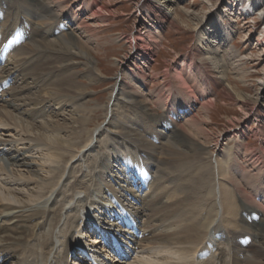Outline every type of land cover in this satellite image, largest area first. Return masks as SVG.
<instances>
[{
    "label": "bare ground",
    "instance_id": "obj_1",
    "mask_svg": "<svg viewBox=\"0 0 264 264\" xmlns=\"http://www.w3.org/2000/svg\"><path fill=\"white\" fill-rule=\"evenodd\" d=\"M147 1L154 3L152 11L147 6L149 13L161 22L157 18L159 7L167 6L171 0ZM263 2L230 0L223 14L214 15L213 24L208 28L203 26L199 33L198 45L204 47L203 60L209 61L215 69H223L222 59L217 56L221 52L217 42L222 40L224 48H228V41L232 42L230 31L234 16L250 13ZM64 4L65 1L56 4V0H0L1 37L13 40L14 36H21L22 39L16 46L11 45L8 64H4L7 74L0 76V86L12 82L0 95V264L12 260L13 264H68L73 254L79 259L80 252H86L84 239L97 234L94 224L105 229L116 225L115 221L113 223L116 215L114 187H108L112 190L110 194L102 192L96 177L93 178L88 169L84 170L86 157L97 148L93 143L103 134L113 145L106 147L109 160L100 163L97 169L100 176L116 168L110 165V156L119 168L126 169L125 164L132 160L143 163L149 170L151 165L158 168L145 190L139 187L145 193L143 198L139 197V191L122 187L126 199L131 198L138 210L148 212L144 222L134 213L143 231L163 225L158 232L155 230L157 233L145 234L140 241L132 235L123 236L125 254L135 256L127 264H264V178L251 175L247 170L251 166H244L250 160L238 156L236 151L247 147L242 137L231 149L217 143L219 151L214 162L212 156L208 157L207 148L190 138L193 133L204 136V130L197 125L198 119L193 116L176 129L163 127L167 131L163 137L167 140L159 142L155 130L141 132L129 124L135 119L127 115L125 103L131 102L144 112L152 110L140 94L126 91L127 87L132 89L131 85L120 82L116 83L108 104L100 107L105 112L103 123L82 135L81 128L90 120L79 114L92 112L82 110L91 94L86 86L74 82L75 75L71 73L74 60L84 64L82 76L91 85L100 81V70L77 31L62 27L66 23L60 15L67 13L65 20L84 33L90 26L88 20L80 19L71 10L62 13L59 9ZM94 15L93 19L98 13ZM194 20L195 27L202 26L201 18ZM155 26L150 28L147 38L156 40L158 27ZM225 72L224 68L220 74L224 76ZM261 84V94L255 100L258 108L264 98V80ZM223 92L225 97L232 98L227 90ZM238 96L248 103L247 98ZM157 102L161 104L160 95ZM46 104L50 106L46 108ZM66 105L73 111L70 115H60ZM51 106L60 107V112L48 110ZM119 107L123 114L117 113ZM169 111L174 114L173 121L177 112L173 108ZM163 118L160 121L165 123ZM165 120L170 122L169 118ZM63 132L69 133V138L63 136ZM260 132L264 133V127ZM85 137L86 142L82 143ZM74 160L77 165L71 164ZM63 163L70 165L68 173L65 171L67 174L61 167ZM252 164L258 163L253 161ZM259 167L257 169L262 171ZM125 169L121 170L125 174L124 182L132 185ZM100 178L103 179V175ZM90 187L95 189L92 194ZM97 191L99 198L103 195L104 204L96 201L94 193ZM85 197L87 202L82 201ZM245 214L247 217L257 215V218L249 221ZM248 228L252 234L247 232ZM122 232L132 233L126 229ZM90 242L101 244L93 238ZM102 247L98 254L94 253V260L109 264L99 256ZM205 253H209L206 259L203 258Z\"/></svg>",
    "mask_w": 264,
    "mask_h": 264
},
{
    "label": "rangeland",
    "instance_id": "obj_2",
    "mask_svg": "<svg viewBox=\"0 0 264 264\" xmlns=\"http://www.w3.org/2000/svg\"><path fill=\"white\" fill-rule=\"evenodd\" d=\"M61 1H65L63 8L59 9L62 13H65V10H71L77 13L80 19L88 20L90 30L88 29L84 33V31L77 30L74 24H69V21L65 20L67 13L60 15V18L66 23L67 31L76 30L81 40L90 48L92 58L101 72L98 70L100 81L91 85L82 76V71L85 69L84 64L79 63L80 60H74L73 72L71 71L75 75L74 82L86 86L89 94H91L89 102L85 101L86 108L82 110L92 112L98 110L95 113L79 114L85 115L90 120L81 128L82 135H85V132H89L96 125L103 123L105 112H102L100 107L108 104L116 83L120 82L127 86L131 85L132 89L127 87L126 91L130 93L134 91L137 96L140 94L147 101L149 109L152 110L144 112L139 108L137 109V106L131 102H129L131 104L125 103L127 115H133L132 118L135 119V121L130 120L131 126L137 127L141 132L153 129L156 133L158 132L157 140L165 142L167 138L163 136L166 135L167 131L163 127L176 129L177 125L185 124L188 119L194 116L198 119L199 129L204 130V136H195L193 133V137L190 136V138H195L193 139L195 143L207 148L208 157L212 156L215 162L219 151L215 146L217 143L231 149L237 145V139L242 137L247 147L239 148L236 151L238 156L242 160L246 158L250 160L244 166H251L247 167L251 175L258 174L260 179L264 178V133L260 132L261 128L264 127V98L261 99L259 108L257 107L258 103L255 105L257 96L261 94V83L264 80V2L261 7L250 13H240L234 16L230 31L232 42L228 41L227 43L228 48L232 47V51L224 48L222 40L217 42V48L221 51L217 53V56L222 59L220 63L226 71L222 76L220 74L223 71L222 67L215 69V66L209 61L203 60L204 55L201 53H203L204 47L201 48L198 45V38L203 26L208 28L213 24L214 15L223 14L225 8H229L228 2L230 0H171L170 4L167 5L168 7L166 5L159 7L157 18H160L161 22H157L149 13L150 10L147 9V6H150L152 11L154 3L149 4V1L145 2L146 0H56V4ZM154 6L157 8V3ZM79 10H81L80 13H78ZM95 13H98V16L93 19ZM185 13L188 15L184 16ZM29 14L32 15L30 12ZM195 18L203 20L202 26H194ZM153 26L158 27L156 40L147 38L149 30ZM134 48L137 49L134 50ZM74 52L76 53V51ZM1 73L7 74L4 66ZM143 76H145V80ZM180 77H182V81ZM224 89L231 93L232 98L224 96ZM3 91L0 92V95ZM239 94L247 98L248 103H245V100L238 96ZM159 95L161 104L157 102ZM173 102H176L177 105H172ZM211 102L213 105H206V103ZM203 105L206 107L203 108ZM49 106L46 104V108ZM51 107L48 110L55 109V112L60 110V107ZM171 108L177 112L173 121L174 114L169 111ZM72 111L71 106L66 105L65 111L61 112L60 115H70ZM116 111L123 114V109L120 107ZM162 117H164L165 123L160 121ZM166 118H169L170 122H167ZM124 120L128 121L126 118ZM65 134L63 132V136L69 138L70 134ZM106 136L101 135L98 137V141L93 143L97 148L86 157L88 159L84 170L88 169V173L90 172L89 174H92L93 178L96 177L102 192L109 193L112 191L108 188L112 185L114 187V192L112 191L114 201L120 200L124 207L132 211L133 215L134 213L139 214L137 215L138 218L140 217L139 219L144 222L148 218V212L138 210V206L135 205L136 202L131 198L126 199V191L122 187L124 186L125 189L130 187V189L139 191L138 195L142 198L145 193L143 189H135L134 186L124 182L123 176L125 177V174L121 173L123 169L117 166L111 156L110 165L116 168L106 171L105 174H102L103 179L100 178L102 175L100 176L97 169L105 159L109 160L110 154L106 147L113 145ZM72 137L70 136V139ZM86 138H82V143L86 142ZM102 139L107 140L103 141ZM253 161L258 164L254 166ZM73 163H75L74 165L78 164L76 160L71 164ZM61 165L65 169L64 173L67 174L70 165L68 163ZM257 167L262 168V171H259ZM157 170V167L151 165L152 176L156 175ZM84 177L85 175L82 176V179ZM126 178L129 179V176L126 175ZM117 182L118 184H116ZM89 189L91 194L92 191H95L94 188L90 187ZM94 196L96 201L100 200L99 202L104 204L103 195L99 198L97 191ZM249 197L253 198V195H249ZM249 200L251 199L249 198ZM82 201L87 202L86 197L82 198ZM113 206L115 211V204ZM161 227L163 225L145 231L140 228V231L142 230L141 234L145 235L152 231L156 232L157 229L161 230ZM114 228L116 229L118 226L113 225ZM247 232L252 234L251 228H248ZM97 234L92 236L90 234L84 239L87 241L84 247L89 251L85 250L89 253V257L80 252L81 256L78 259V256L73 254L68 264L96 263L98 260H94V253L98 254L102 246L103 249L99 256H101V260L106 259L109 264H127L135 258L134 255L132 257L130 255L127 259L119 258L118 254L111 249L112 247L102 240L101 235ZM122 234L126 235L125 232ZM90 237L98 240L101 244L90 242L92 239ZM95 246L100 247L95 248ZM13 263L12 260L6 264Z\"/></svg>",
    "mask_w": 264,
    "mask_h": 264
}]
</instances>
